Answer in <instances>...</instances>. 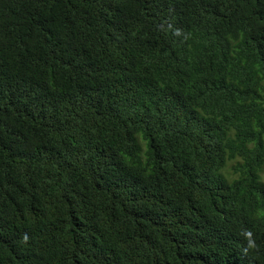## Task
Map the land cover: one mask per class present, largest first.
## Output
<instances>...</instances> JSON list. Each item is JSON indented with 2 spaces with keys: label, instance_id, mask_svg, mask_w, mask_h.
<instances>
[{
  "label": "trees",
  "instance_id": "1",
  "mask_svg": "<svg viewBox=\"0 0 264 264\" xmlns=\"http://www.w3.org/2000/svg\"><path fill=\"white\" fill-rule=\"evenodd\" d=\"M0 264H264V0H0Z\"/></svg>",
  "mask_w": 264,
  "mask_h": 264
},
{
  "label": "clouds",
  "instance_id": "2",
  "mask_svg": "<svg viewBox=\"0 0 264 264\" xmlns=\"http://www.w3.org/2000/svg\"><path fill=\"white\" fill-rule=\"evenodd\" d=\"M177 31H180L179 29H177ZM241 235L244 236L245 240L247 241V245L246 247H244L243 249V254L244 255H247V253L250 251V250H255L258 246L256 245V242L255 240L253 239V234L250 230L248 229H244L243 232L241 233ZM23 241L27 242L28 240V235L25 234L23 236Z\"/></svg>",
  "mask_w": 264,
  "mask_h": 264
},
{
  "label": "rangeland",
  "instance_id": "3",
  "mask_svg": "<svg viewBox=\"0 0 264 264\" xmlns=\"http://www.w3.org/2000/svg\"><path fill=\"white\" fill-rule=\"evenodd\" d=\"M230 165H231V164H228V165H227V168H226L227 171L229 170Z\"/></svg>",
  "mask_w": 264,
  "mask_h": 264
}]
</instances>
